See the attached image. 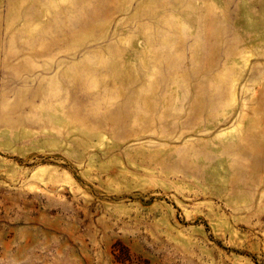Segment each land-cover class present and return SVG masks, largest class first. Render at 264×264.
<instances>
[{
    "label": "rangeland",
    "instance_id": "1",
    "mask_svg": "<svg viewBox=\"0 0 264 264\" xmlns=\"http://www.w3.org/2000/svg\"><path fill=\"white\" fill-rule=\"evenodd\" d=\"M0 264H264V0H0Z\"/></svg>",
    "mask_w": 264,
    "mask_h": 264
}]
</instances>
